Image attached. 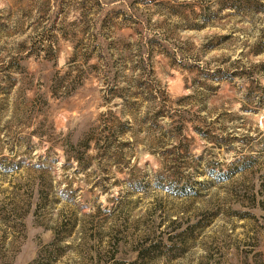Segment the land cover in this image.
I'll list each match as a JSON object with an SVG mask.
<instances>
[{
    "label": "rangeland",
    "instance_id": "1",
    "mask_svg": "<svg viewBox=\"0 0 264 264\" xmlns=\"http://www.w3.org/2000/svg\"><path fill=\"white\" fill-rule=\"evenodd\" d=\"M38 254L264 264V0H0V264Z\"/></svg>",
    "mask_w": 264,
    "mask_h": 264
},
{
    "label": "trees",
    "instance_id": "2",
    "mask_svg": "<svg viewBox=\"0 0 264 264\" xmlns=\"http://www.w3.org/2000/svg\"><path fill=\"white\" fill-rule=\"evenodd\" d=\"M52 245H53V243H50V244H48L47 246H45V248H44V255H45V260H47L48 262L49 261H53V260H55V255H54V252L52 251ZM54 246V245H53ZM39 259V254L37 255V257L33 260V264H43V263H41L40 262V260H38Z\"/></svg>",
    "mask_w": 264,
    "mask_h": 264
}]
</instances>
